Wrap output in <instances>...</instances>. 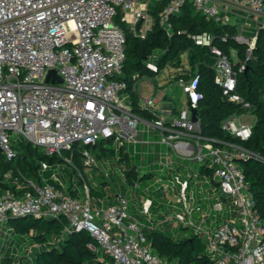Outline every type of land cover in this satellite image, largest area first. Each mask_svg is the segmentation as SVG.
Instances as JSON below:
<instances>
[{"label":"built area","instance_id":"obj_1","mask_svg":"<svg viewBox=\"0 0 264 264\" xmlns=\"http://www.w3.org/2000/svg\"><path fill=\"white\" fill-rule=\"evenodd\" d=\"M152 2L0 0V153L6 159L15 156L10 133L44 148L45 156L60 160L64 152L72 153L79 144L85 148V166L93 161L88 148L99 142H119L120 147L138 143L140 119L121 93L124 83L115 78L121 74L124 60L122 25L144 39L152 22ZM185 4L206 19L236 26L235 40L248 46V55L258 32L264 31V0H167L159 13V24L170 31V16L179 13ZM245 28L253 29L254 34L247 37ZM194 41L209 47L215 56V83L223 96L249 109L250 105L234 94L236 76L231 60L211 46L210 35L196 36ZM148 67L156 71L155 66ZM51 70L56 77H48ZM177 82L187 95V105L175 115L168 111L167 122L155 118L153 99L142 103L143 110L154 117L149 125L157 131L159 144L169 150L160 153L158 159L161 176L167 178L165 182L159 178L158 182L166 195H173L172 210L163 220L197 234L214 264H264V220L254 209L236 163L248 152L237 146L236 152L215 147L203 138L198 120H191V110L196 109L200 97L196 81ZM222 129L242 141L251 135V127L240 125L235 115L222 123ZM186 161L207 162L212 177L193 169L182 173ZM48 169L50 165L42 163L41 170ZM171 170L176 175H170ZM196 178L205 185L215 183L220 191H214L210 212H201L197 221L194 195L188 193ZM11 183L21 189L16 179L12 178ZM27 187L17 195L0 193V225L12 217L63 216L67 220L65 232L88 233L111 257V264H169L152 252L146 238L149 230L164 222L150 226L132 216L126 191L106 205L95 202L88 185H84V199L69 195L56 184L30 182ZM140 188L138 183L133 184V189ZM151 204V200H144L140 208L147 222ZM212 214L225 219L217 225L208 224Z\"/></svg>","mask_w":264,"mask_h":264},{"label":"trees","instance_id":"obj_2","mask_svg":"<svg viewBox=\"0 0 264 264\" xmlns=\"http://www.w3.org/2000/svg\"><path fill=\"white\" fill-rule=\"evenodd\" d=\"M166 1L160 0L150 7L152 22L144 39L122 25L125 31L124 60L122 72L115 78L125 85L121 93L126 96L127 104L135 115L151 119V115L140 108L135 83L143 77L155 78L168 66L179 68L181 57L185 55L189 69L177 72L175 80L196 81L195 88L200 97L195 110L201 136L215 147L236 152L233 147L237 146L248 152L246 158H241L236 163L244 177L254 209L264 220V31L258 32L255 44L248 55V46L235 40L238 33L236 26L206 19L190 4H185L179 13L170 16L171 29L167 31L158 20ZM202 34L210 35L211 46L222 51L229 59L230 50L236 52L237 59L232 63L236 76L234 94L249 104V109H243L241 104L231 102L223 96L221 88L215 83V56L209 47L195 44L194 37ZM148 64L155 66L156 71H152ZM241 66L243 69H240ZM247 112L254 116L251 135L247 140L235 138L222 129V123L226 119L233 115L239 117ZM100 143L92 148L95 150ZM12 149L15 155L12 160L6 159L0 153V193L10 191L15 195L21 194L28 189L27 185L30 182L37 185L50 183L62 187L48 176L49 170L43 171L48 178L44 180L41 178L42 163L52 165L59 158L38 153L36 146L22 141L12 146ZM125 149V146H121L118 152H114L119 163L131 161L129 151ZM70 158L75 167L85 166L82 151L73 150ZM8 174H11V178H6ZM199 174L212 177L207 162L201 164ZM12 178L17 180L21 189L17 190L12 185ZM123 178L124 183L133 185L138 183L142 176L137 166L131 165L124 171ZM67 193L73 197L79 196L71 188L67 189ZM89 193L95 202L103 201L106 204L104 192L90 188ZM4 225L16 235L19 243L25 238L31 245H35L31 264L112 263L111 257L104 254L97 242L85 231L65 232L67 220L63 216L12 217ZM181 230L189 231L188 228ZM146 238L152 252L169 264H214L201 238L191 231L187 236H174L168 229L161 230L157 227L149 230ZM20 259L22 256H17L14 252L10 255L8 250L0 251V264H22Z\"/></svg>","mask_w":264,"mask_h":264},{"label":"rangeland","instance_id":"obj_3","mask_svg":"<svg viewBox=\"0 0 264 264\" xmlns=\"http://www.w3.org/2000/svg\"><path fill=\"white\" fill-rule=\"evenodd\" d=\"M244 33L247 37H250L254 34L253 29L245 28ZM230 59L232 63L236 61V52L231 49L230 50ZM189 67L187 65L186 57L183 55L181 57V65L179 68H175L173 66H168L164 70L160 72L155 78L149 79L147 77H143L139 79L135 83V87L137 93L142 99H148L152 97L154 94L157 95L159 100H162L163 97L168 94L172 97V102L176 112L185 108L187 105V95L183 92L182 87L172 79V82L165 83V81L170 77L174 76L177 72L182 70H188ZM238 122L242 126L251 127L254 123V116L247 112L238 117ZM140 131V128L138 129ZM9 138L12 146H16L19 142H25V139L21 136L14 135L12 133L9 134ZM134 144L125 145V151H129V149L133 148ZM120 147L119 142L113 141H103L98 147L94 150L92 147L88 148L91 159L93 160L89 166H83L81 168H77L73 163L70 162L71 153L64 152L63 160L60 161L55 160L52 165H50V170L56 175L64 184L62 189L67 193V189L71 188L73 191H76L81 199L85 198L84 185H88L90 188L97 190L98 192H104V200L105 202L108 200L107 196L113 197L119 193H125L129 201V213L136 217L142 218L145 223H148L150 226H153L158 222H164L160 229H168V231L174 235H189V231L181 230L179 226H177L173 221L165 222L163 217L165 214H170L167 210V206H157L154 210L155 212L150 213V221H146L145 217H142L140 213V209L142 201V193H147L145 189V184H143V180H140L138 184L140 185L139 190L133 189V185L124 183L123 175L126 169H129L131 165H133V160L131 159L130 163H119L118 156L114 154V152H118ZM81 145H76L73 150L75 151H83ZM38 153H44V148L37 147ZM132 151V150H131ZM133 152V151H132ZM106 153V154H104ZM135 153V152H134ZM138 153L137 167L140 166L142 161V153ZM108 154V155H107ZM154 163V162H152ZM189 163V164H188ZM156 165V163H154ZM135 165V164H134ZM151 165V164H150ZM150 165H146L149 167ZM157 165H159V171L161 166L157 161ZM185 167L190 168L191 170H200L201 164H197L196 162H184ZM157 166H155L156 171ZM152 171V172H153ZM143 173V171H141ZM175 171L171 170L170 175H174ZM158 175V174H157ZM8 175H6L7 178ZM217 189V188H216ZM149 192V190H148ZM217 193L220 194V191L217 189ZM166 196L167 198L171 197ZM155 198V196H153ZM114 202V200H113ZM111 202V203H113ZM110 203V202H109ZM109 203L106 202V205ZM228 203V202H227ZM138 204V207L136 205ZM132 207V209L130 208ZM156 216H160L158 218ZM18 238L16 235L9 230L4 224L0 225V251L3 249L4 251L8 250L9 254L16 253L17 256H22L20 262L22 264H31V259L33 252L35 251V245H31L28 242V239L22 238L21 242H18Z\"/></svg>","mask_w":264,"mask_h":264},{"label":"crops","instance_id":"obj_4","mask_svg":"<svg viewBox=\"0 0 264 264\" xmlns=\"http://www.w3.org/2000/svg\"><path fill=\"white\" fill-rule=\"evenodd\" d=\"M158 2L159 0L158 1L153 0L152 5ZM149 79H152V78H149ZM172 79H174V81L177 82L175 80V75H174V76H170L165 81V83L172 82ZM135 90H136V87H135ZM136 93H137V90H136ZM137 95L140 101V108L143 109L144 107L142 103L146 99H142L138 93ZM148 99L154 100L153 110H154L155 118H162V119H165V121L167 122L168 121L167 119L168 111L171 112L172 115H175L177 112L180 111L179 110L176 112V109L173 103H171L172 97L169 96L168 94H166L162 100H159L156 94H154L152 97ZM136 116L140 119V122L138 125V129L140 128V131L137 137L138 143L135 144L133 148L129 149V155L131 159H134L133 165L135 164L136 166L138 164L137 163V160H138L137 152L139 151L143 155L141 164L140 166L137 167V170L139 171L140 176H142L141 180H143L144 182L143 184H145L146 186L145 189L147 193H142L141 204L143 203L144 200L148 199V200H151V202L153 203L152 208L149 210V213L155 212L154 209L157 206H160V207L167 206V210L171 212L172 198L166 197L167 195L165 194V191L161 183L158 182L159 178H162L164 182L166 181L167 178L164 176H161V173L159 171V165H157V161L159 159L160 153L165 154L169 152V150L166 146L159 144V135L157 131L149 125V123L154 117L151 116L152 118L149 119V118L138 116V115ZM235 148L236 147L234 146V149ZM152 162L156 163V165ZM147 164L148 165L151 164V165L149 167H146ZM174 165H177V164L174 163ZM155 166H157L158 169H156V171H153L155 170ZM48 170L50 174L49 175L47 174V175L51 177L58 185L63 186L64 184L62 183V181L56 175H54V173L50 169ZM141 171H143V173H141ZM180 171L185 174L190 171V168L183 166ZM194 171L198 172V170L196 169ZM174 175H176V171ZM41 178L42 180L48 178L46 174L43 173V171H42ZM216 187L217 186L215 183H212L210 185H205L198 178L194 179L192 183L190 184L188 188V193L190 194L191 192L194 195V207L196 209L194 211V219L196 221L199 220L201 212H208V213L210 212V207L214 203V191L216 190ZM153 196H155V198ZM107 197H108V200L106 201L107 203L113 202L114 199H112L111 196H107ZM136 207H138V204L136 205ZM130 208L132 209V207ZM140 208L141 206L138 209ZM156 217L161 218L160 216H156ZM224 219L225 217L223 215L212 214L209 216L208 224L217 225L221 223ZM146 225H149V224L146 223Z\"/></svg>","mask_w":264,"mask_h":264},{"label":"water","instance_id":"obj_5","mask_svg":"<svg viewBox=\"0 0 264 264\" xmlns=\"http://www.w3.org/2000/svg\"><path fill=\"white\" fill-rule=\"evenodd\" d=\"M50 76H52V77H56V76H55V72H54L53 70H51V71L49 72L48 77H50ZM57 80H58L59 83H61V80H60L59 78H57ZM191 120H192V122H197V120H198L197 115H196V110H195V109H192V110H191Z\"/></svg>","mask_w":264,"mask_h":264}]
</instances>
